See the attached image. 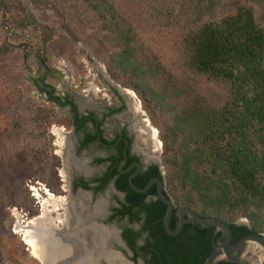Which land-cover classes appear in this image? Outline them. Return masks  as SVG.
<instances>
[{"label":"trees","instance_id":"1","mask_svg":"<svg viewBox=\"0 0 264 264\" xmlns=\"http://www.w3.org/2000/svg\"><path fill=\"white\" fill-rule=\"evenodd\" d=\"M79 4L106 32L95 55L160 130L172 203L263 234L264 0Z\"/></svg>","mask_w":264,"mask_h":264},{"label":"water","instance_id":"2","mask_svg":"<svg viewBox=\"0 0 264 264\" xmlns=\"http://www.w3.org/2000/svg\"><path fill=\"white\" fill-rule=\"evenodd\" d=\"M118 107L59 85L28 81L73 131L55 130L67 197L47 198L40 217L19 225L40 264H264V234L244 219L224 223L178 208L166 193L161 145L138 101L90 61Z\"/></svg>","mask_w":264,"mask_h":264},{"label":"rangeland","instance_id":"3","mask_svg":"<svg viewBox=\"0 0 264 264\" xmlns=\"http://www.w3.org/2000/svg\"><path fill=\"white\" fill-rule=\"evenodd\" d=\"M74 4L76 0H0V264H40L27 250L23 232L13 233L12 210L25 225L40 212L29 186L42 185L57 198L67 185L54 131L66 132L70 123L29 83L27 69L41 84L44 79L49 87L62 85L75 94L113 102L90 64L95 61L114 85L138 101L156 131L163 170L158 126L136 93L116 82L105 60L95 55L106 47L94 48L89 38L100 39L106 32ZM39 194L40 200L48 198L43 190Z\"/></svg>","mask_w":264,"mask_h":264},{"label":"flooded vegetation","instance_id":"4","mask_svg":"<svg viewBox=\"0 0 264 264\" xmlns=\"http://www.w3.org/2000/svg\"><path fill=\"white\" fill-rule=\"evenodd\" d=\"M43 82H44V79H42V85H44L43 84ZM44 86H47V85H44ZM47 87H49V86H47ZM111 94H112V98H113V102H111V100H110V105H112L113 107H115V108H117L118 107V98L116 97V95L115 94H113L112 92H111ZM79 95V94H78ZM52 103V105H54V108L58 111V109H57V107H56V104L55 103H53V102H51ZM58 113H59V111H58ZM69 121V129L66 131L67 133H72V131H73V126H72V121L71 120H69V119H67L66 117H65V121ZM62 131H65V129H62ZM159 164H160V162H159ZM160 169H161V167H160ZM63 171H64V173H65V170H64V167H63ZM66 174V173H65ZM60 189H61V192H62V195H60V196H58L57 198H65V197H67V185H65V187H63V186H61L60 187ZM44 194H45V192H44ZM46 194H48L49 195V197L48 198H51V197H54V195L53 194H51L50 192H49V190L47 189V191H46ZM47 199V198H46ZM45 200V199H44ZM42 203H43V201H42ZM40 205V204H39ZM37 206V208H38V212H39V214L37 215L38 217H40L41 216V214H42V212H41V210H40V207L41 206ZM28 214L29 213H27L26 214V217L28 216ZM23 223V222H22ZM23 226H24V223H23ZM28 250V249H27ZM28 251H30V250H28Z\"/></svg>","mask_w":264,"mask_h":264},{"label":"bare ground","instance_id":"5","mask_svg":"<svg viewBox=\"0 0 264 264\" xmlns=\"http://www.w3.org/2000/svg\"><path fill=\"white\" fill-rule=\"evenodd\" d=\"M129 92V91H128ZM131 93V92H130ZM132 94V93H131ZM133 95V94H132ZM154 131V130H153ZM156 131H154V133H155ZM155 135H156V133H155ZM45 190V194H46V191H47V189L45 188L44 189ZM48 197H49V195L48 194H46ZM33 197H34V200H36V199H38V201L36 202V204L37 205H39V206H41L40 207V210H41V212H42V201H44V199H42V200H40V194H39V190H37L36 189V191L35 192H33V195H32ZM38 218V217H37ZM18 221H19V225L20 226H22V222L20 221V218H18ZM18 233V232H17ZM16 234V233H15ZM20 235H21V232H20ZM23 235H24V232H23ZM27 245V244H26ZM28 247H27V249L29 250L30 249V251L32 252V250H31V248L29 247V245H27ZM33 254V253H32Z\"/></svg>","mask_w":264,"mask_h":264},{"label":"built area","instance_id":"6","mask_svg":"<svg viewBox=\"0 0 264 264\" xmlns=\"http://www.w3.org/2000/svg\"><path fill=\"white\" fill-rule=\"evenodd\" d=\"M28 188H29V192H30V195H31V196L33 195V192L36 191V189L39 190V191L43 190V191L45 192L44 187H43L42 185H39L38 187H35V186H29ZM41 188H42V189H41ZM32 197H33V196H32ZM33 198H34V197H33ZM35 201L37 202L38 199H36ZM36 202H35V203H36ZM36 205H37V204H36Z\"/></svg>","mask_w":264,"mask_h":264}]
</instances>
